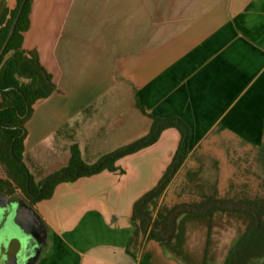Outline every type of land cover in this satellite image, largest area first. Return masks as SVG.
Here are the masks:
<instances>
[{
    "label": "crops",
    "instance_id": "0c3cea01",
    "mask_svg": "<svg viewBox=\"0 0 264 264\" xmlns=\"http://www.w3.org/2000/svg\"><path fill=\"white\" fill-rule=\"evenodd\" d=\"M23 46L38 52L56 84L26 123L23 159L36 182L65 167L74 144L94 164L147 135L150 114L176 116L190 130L188 156L153 214L173 220L164 242L140 232L131 244L133 213L173 161L176 127L119 158L118 170L60 182L38 201L47 241L37 264H233L245 213L161 204L211 136L262 148L264 0H34Z\"/></svg>",
    "mask_w": 264,
    "mask_h": 264
},
{
    "label": "trees",
    "instance_id": "16d2710c",
    "mask_svg": "<svg viewBox=\"0 0 264 264\" xmlns=\"http://www.w3.org/2000/svg\"><path fill=\"white\" fill-rule=\"evenodd\" d=\"M22 1L17 0L12 9L7 6L5 0L1 1L0 49L8 37ZM33 3L34 0H26L15 32L0 58V164L6 169V175L0 176V191L10 196L19 195L27 200L29 205L34 206L38 201L50 198L60 182L74 181L81 176L103 170H118L115 163L119 158L154 144L163 130L176 127L181 133L176 155L159 183L135 202L133 213L136 227L131 244H136L140 232L144 235L149 232L148 237L164 242L165 234L174 224L173 220L170 216L158 213L154 217L153 214L159 199L189 153V127L176 116L161 118L150 114L153 122L147 135L104 155L97 163H87L82 158L79 146L74 144L71 146L69 163L59 171L38 182L29 172L23 159L26 123L33 114V105L56 90L53 77L42 65L38 52L27 50L23 46L24 34L31 26ZM262 147L264 148V142ZM189 206L193 212L202 215L228 209L245 213L249 220L247 230L240 237L229 261L233 264H243L253 257L264 258V196L236 201L210 196L199 203L178 205L177 212L187 210ZM160 230L163 233H160Z\"/></svg>",
    "mask_w": 264,
    "mask_h": 264
},
{
    "label": "rangeland",
    "instance_id": "374dc122",
    "mask_svg": "<svg viewBox=\"0 0 264 264\" xmlns=\"http://www.w3.org/2000/svg\"><path fill=\"white\" fill-rule=\"evenodd\" d=\"M52 1L64 4L79 0ZM13 4L16 5V0ZM201 146L205 150L190 155L187 165L169 187L161 204L163 208L174 203L188 205L209 196L233 201L264 196L263 147H253L231 136H211ZM5 175L6 169L0 164V176ZM232 219L231 226L237 227V219Z\"/></svg>",
    "mask_w": 264,
    "mask_h": 264
},
{
    "label": "water",
    "instance_id": "95a60500",
    "mask_svg": "<svg viewBox=\"0 0 264 264\" xmlns=\"http://www.w3.org/2000/svg\"><path fill=\"white\" fill-rule=\"evenodd\" d=\"M25 2L22 1L0 49V58L15 32ZM46 241L47 225L35 208L24 198H13L0 191V264H37Z\"/></svg>",
    "mask_w": 264,
    "mask_h": 264
},
{
    "label": "flooded vegetation",
    "instance_id": "af4514ba",
    "mask_svg": "<svg viewBox=\"0 0 264 264\" xmlns=\"http://www.w3.org/2000/svg\"><path fill=\"white\" fill-rule=\"evenodd\" d=\"M9 196H10V195H9ZM10 197L18 198V197H21V196H19V195H14V196H10ZM21 198H23V197H21Z\"/></svg>",
    "mask_w": 264,
    "mask_h": 264
}]
</instances>
